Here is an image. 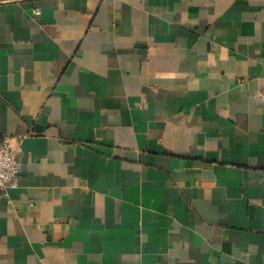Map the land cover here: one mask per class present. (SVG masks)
Here are the masks:
<instances>
[{
	"label": "crops",
	"instance_id": "crops-1",
	"mask_svg": "<svg viewBox=\"0 0 264 264\" xmlns=\"http://www.w3.org/2000/svg\"><path fill=\"white\" fill-rule=\"evenodd\" d=\"M3 137L0 264H264V0H0Z\"/></svg>",
	"mask_w": 264,
	"mask_h": 264
},
{
	"label": "built area",
	"instance_id": "built-area-1",
	"mask_svg": "<svg viewBox=\"0 0 264 264\" xmlns=\"http://www.w3.org/2000/svg\"><path fill=\"white\" fill-rule=\"evenodd\" d=\"M38 9L34 10V13ZM19 146H13L7 137L0 138V189L6 192L8 187L17 183L18 167L17 152Z\"/></svg>",
	"mask_w": 264,
	"mask_h": 264
}]
</instances>
